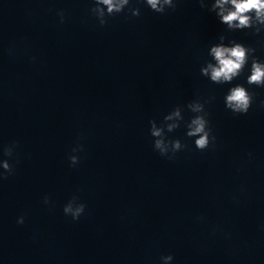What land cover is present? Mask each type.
Segmentation results:
<instances>
[{"label": "clouds", "instance_id": "clouds-1", "mask_svg": "<svg viewBox=\"0 0 264 264\" xmlns=\"http://www.w3.org/2000/svg\"><path fill=\"white\" fill-rule=\"evenodd\" d=\"M93 7L90 9L100 26L107 24L108 17L115 16L124 12L130 5V0H91ZM152 11L165 14L168 9L175 10L180 0H142ZM202 9L215 13L219 22L226 26V31L250 30L251 34L259 35L264 33V0H198ZM132 16L139 17L141 12L138 7H128ZM60 22H64V12H58ZM227 36L221 34L218 42L210 46L208 56L211 60L207 61L201 68L202 76L208 78L210 82L217 85L231 84L238 79L249 66V75L246 76V83L249 86L264 88V60H260L256 55V48L247 46L237 40H228ZM254 93L242 84H235L230 87L225 94V107L233 114H247L254 101ZM211 99L197 97L184 106H176L163 117V121L158 125L156 120H150L149 134L153 138V148L161 156L173 159L175 154L184 150L187 145L180 139H169L167 134L172 133L181 126L184 121V108L194 113L192 118L185 123L186 136L194 139L197 150L204 151L210 146L215 147L216 137L212 134V129L208 120V113L205 105ZM264 106V101L261 102ZM17 142L3 148V154L9 158L13 157L14 148ZM83 150V145L78 144L73 147L72 152L77 153ZM251 155V154H249ZM70 166L79 163V156H69ZM0 181L7 179L14 173V165L9 160H0ZM45 205L50 204V198H43ZM86 205L79 202L78 196H73L64 206L63 212L66 216H71L73 220H79L85 212ZM24 216L17 219L18 224L24 223ZM163 264H169L173 260L172 255L162 256Z\"/></svg>", "mask_w": 264, "mask_h": 264}]
</instances>
